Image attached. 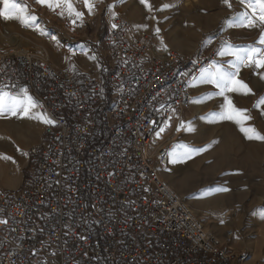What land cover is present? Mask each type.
Masks as SVG:
<instances>
[{
  "label": "built area",
  "instance_id": "obj_1",
  "mask_svg": "<svg viewBox=\"0 0 264 264\" xmlns=\"http://www.w3.org/2000/svg\"><path fill=\"white\" fill-rule=\"evenodd\" d=\"M48 31L42 40L60 39ZM105 44L91 72L0 50V89H27L53 121L20 184L0 187V264H246L233 232H208L161 176L213 54H182L119 18Z\"/></svg>",
  "mask_w": 264,
  "mask_h": 264
},
{
  "label": "rangeland",
  "instance_id": "obj_2",
  "mask_svg": "<svg viewBox=\"0 0 264 264\" xmlns=\"http://www.w3.org/2000/svg\"><path fill=\"white\" fill-rule=\"evenodd\" d=\"M92 2L94 9L89 14L83 0H72L75 9L83 13V21L77 20L78 24H73L74 17H66V11L61 15V8L52 10L47 5L37 3L36 0H10V5L15 4L18 8L24 9L20 15L35 16L36 19L31 21L29 26H12L11 22L0 18V50L24 49L38 54L44 52L55 66L60 67L59 65L67 63L77 64L75 56L70 52L71 48L85 45L91 50L94 55L92 59H95L97 64L106 58L108 50L105 44L106 36L117 18L126 20L134 35L160 34L167 48L182 54H199L207 57L212 53L214 60L204 71H215L213 65L226 69L229 62L235 60L232 55L218 54L221 51L227 52L225 45L253 46L264 50V44L259 43L261 35L264 34V28L259 26V21L257 20L256 27L247 28L234 26L233 19L242 13L251 15L254 8L258 14L259 0H250L244 4L240 0H228V3H225V0H147L146 4H142L140 0H92ZM0 10H3L2 0ZM77 27L84 29L80 35L79 31H76ZM49 29L57 31L60 39L53 38V43L42 40V37L49 38L51 35ZM93 30L96 31L94 43L91 42ZM73 31L78 32L75 37L71 36ZM81 61L84 63V57ZM262 75L264 68L257 69L254 65L240 66L237 78L248 84L252 92L248 95L242 93L227 95L235 107L247 110V114L252 117L245 126L255 127L264 135V105L260 108L254 107L257 101L264 97ZM217 93L218 89L214 85L201 82V74L195 79L191 87L192 101L183 118V129L171 148H176L177 156L185 157L192 167V172L197 174L193 177L195 183L193 188L197 192L200 173L203 171L209 174L210 182L219 181L221 186L226 179L227 189L236 201L253 200L261 205L264 203V141L246 139L239 126L232 121H215L210 118L211 113L222 110L223 97ZM16 96L22 97L24 93ZM37 113H40L38 106L31 110L30 115ZM189 123L193 131L187 130ZM42 129L43 122L39 119L21 118L7 113L0 117V164L4 161L7 167L6 175L14 180V185L3 184L5 174L0 173V187L14 188L18 177L22 173V176L24 175L29 164L28 151L38 143ZM182 146L193 150L190 156L184 155L185 148ZM248 163L255 165L254 170L253 167L248 170L255 172L256 176L240 190L236 174L239 171L247 172L248 170L242 169L247 168L243 165L249 166ZM179 179L184 182L182 177ZM176 191L179 194L188 192L185 189ZM187 203L199 216L198 212H195L199 210V202L196 200ZM259 243L261 242L250 244L259 248ZM239 253L244 254L247 261V254ZM256 253L258 260L252 264H264V246Z\"/></svg>",
  "mask_w": 264,
  "mask_h": 264
},
{
  "label": "crops",
  "instance_id": "obj_3",
  "mask_svg": "<svg viewBox=\"0 0 264 264\" xmlns=\"http://www.w3.org/2000/svg\"><path fill=\"white\" fill-rule=\"evenodd\" d=\"M8 21L13 24L8 23L12 26L22 25L15 19ZM82 30L84 29L82 28L81 31ZM95 32L96 31L93 30V35H91L93 36L91 37L92 43H94L93 38ZM70 52L72 53V56H75L74 59L77 61V64L67 63L59 65V68L70 67L84 72L92 71L96 60L92 59V56L94 55L89 48L85 47V45H76L71 48ZM83 57L85 59L84 63L81 61V58ZM181 161L177 158V149L171 148L169 150L168 167L161 173L162 178L174 189L179 191L185 189L188 191L187 194L180 193L186 203L187 201L192 202L196 200L199 202V210H196L199 214L198 218L202 221L208 232L223 238L227 229H230L234 232V237L229 242L231 249L236 252L246 253L247 264L256 262V260H258L256 251L258 249L262 250L264 246V203L260 205L253 200L236 201L230 193V190L228 192L219 191V189L227 188L226 179L223 181L224 185L221 186L219 181L218 183H216V181L210 182L208 180L209 174L203 171L200 173L199 190L197 192V190L193 188V186H195L193 177L197 174L192 172V167L185 157H183ZM248 164L249 166L243 165L247 168L242 170H248L251 167H253L252 170L255 169L253 163ZM22 174L18 177L15 187L20 184ZM255 176V172L251 170H248L247 172H237L236 179L239 181L237 184L240 185V190L244 184L255 178ZM179 177H182L184 182L179 181ZM232 177L234 176L232 175ZM188 194L190 196L187 197L190 199L186 197ZM257 241L261 242L259 243V248L256 246L253 247V245L250 244Z\"/></svg>",
  "mask_w": 264,
  "mask_h": 264
},
{
  "label": "snow or ice",
  "instance_id": "obj_4",
  "mask_svg": "<svg viewBox=\"0 0 264 264\" xmlns=\"http://www.w3.org/2000/svg\"><path fill=\"white\" fill-rule=\"evenodd\" d=\"M36 2L41 5H47L52 10L61 8V15H64L66 11L69 17H74V19H72L73 24H75L77 20L83 21V13L75 9L72 0H36ZM83 2L89 14H91L94 9L92 0H83ZM140 2L146 4L147 0H140ZM240 2L244 4L250 2V0H240ZM225 3H228V0H225ZM2 4L3 10H0V18L4 20L15 19L18 20L22 26H29L30 22L36 19L35 16L20 15V13L24 12V9L18 8L15 4L10 5V0H2ZM259 4L258 14L255 8L252 10L251 15L242 13L239 17L233 18L235 20L234 26L252 28L257 26L258 20L259 26L264 28V0H259ZM230 6L229 4V7ZM113 27L115 28L116 25L114 24ZM157 32H159V29H157ZM259 43L264 44V34L261 35ZM225 47L227 48V52L221 51L218 54L221 56L232 55L235 57L234 61L229 62L228 68L225 69L213 65L212 67L215 68V71L209 72L206 70L201 73V82L214 85L218 89L217 95L223 97L222 110L218 113H211L210 118L215 121H232L239 126L240 131L244 134L246 139L264 141V135L257 131L255 127L245 126L246 122L252 119V117L247 114V110L235 107L232 99L227 95V93H242L248 95L252 92L248 84L238 79L237 75L240 66L254 65L257 69L264 68V50L253 46L233 47L231 45H225ZM231 69H235V71ZM261 79H264V75L261 76ZM22 91L24 92V96L21 97L15 94L10 95L7 91L0 89V117H4L7 113L11 116H19L21 118L39 119L41 122L47 124L53 123V121L48 119L43 113L30 115L31 110L38 105L30 95H27V89H23ZM262 105H264V97H261L254 107L260 108ZM187 130H194L190 123L187 126ZM182 147L185 148L184 155L190 156L193 150L188 149L187 146ZM177 158L180 159L183 157L177 156ZM219 191H229V189L222 188L219 189ZM0 223H6V221L0 220Z\"/></svg>",
  "mask_w": 264,
  "mask_h": 264
},
{
  "label": "bare ground",
  "instance_id": "obj_5",
  "mask_svg": "<svg viewBox=\"0 0 264 264\" xmlns=\"http://www.w3.org/2000/svg\"><path fill=\"white\" fill-rule=\"evenodd\" d=\"M8 157V156H7ZM7 170V167L6 165L4 164V161H1V164H0V173L1 174H5V178L1 181L3 184H12L14 185V180L11 178V176H7L6 175V171ZM2 179V178H1ZM188 204V203H187ZM195 210V209H194ZM195 212L197 213V211L195 210Z\"/></svg>",
  "mask_w": 264,
  "mask_h": 264
}]
</instances>
